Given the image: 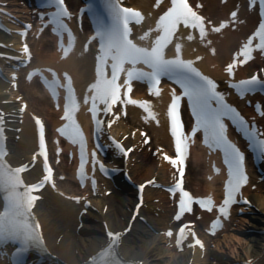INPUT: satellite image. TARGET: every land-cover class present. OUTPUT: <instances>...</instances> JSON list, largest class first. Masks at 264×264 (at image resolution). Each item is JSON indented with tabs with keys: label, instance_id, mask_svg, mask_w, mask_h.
<instances>
[{
	"label": "snow or ice",
	"instance_id": "snow-or-ice-1",
	"mask_svg": "<svg viewBox=\"0 0 264 264\" xmlns=\"http://www.w3.org/2000/svg\"><path fill=\"white\" fill-rule=\"evenodd\" d=\"M52 3L55 5V11L50 14L52 18L50 22L67 29L68 26L62 18L71 19L73 14L69 11L65 0H52ZM105 7L111 18V24L105 26L103 21L98 19L95 35L91 37L92 40H97L99 44L96 56L98 80L101 76L104 77L101 83L94 82L93 85H90V91L95 93L91 97V101L93 105L92 110L96 117L94 120L96 130L100 131L103 124V121L99 118V114L102 112L107 115L111 111L109 101L115 97L112 80L117 78L116 74L118 72L127 71V78L130 82L146 79L149 82L152 94H157L161 91L157 85H159L162 77H167L174 82L181 92L177 93L175 89L171 90V103L168 116L171 124V135L174 140L177 137L179 140L175 164L179 166L180 179L178 183L181 190H183L185 152L188 144L187 137L183 131L180 107L181 101L186 98L191 116L195 121L191 129L192 134L195 135L198 131L202 130L204 143L209 148L215 147L221 150L223 153V163L227 166L224 199L216 209L217 216L211 222L213 229L222 228V219L230 216V208L233 204L238 202L249 203V201L242 197L240 201L237 199L238 196H241V189L247 185L249 178L245 170V154L228 138L225 120H230L237 130L250 142V146L258 148L264 154V138H261L262 133L254 121L250 124L236 107L227 102L226 94L218 90V83L196 68L193 60H184L181 54L179 57L172 58H168L165 55L170 40L162 38L159 42L154 43L151 49L135 45L132 39H130L131 31L128 18L130 15L136 14V11L123 7L121 0H105ZM259 7L261 22L252 36L242 45L237 56L227 65L226 71L230 77L234 76V70L238 64L246 63L252 58V52L254 51L253 41L257 38L259 42L255 45V48L264 52V0H259ZM183 11L179 9L175 10L178 15H183ZM139 16L141 17L140 13ZM177 23H180V21H177ZM183 24L188 27H198L187 20L183 21ZM157 31H162L159 25L157 26ZM68 33L71 39L72 34L70 29H68ZM205 36L206 30L202 32L201 38L203 39ZM143 38L142 36L141 39ZM177 47L182 49V45H177ZM241 55L243 56V60L238 59ZM108 61H111L112 76H109L105 70ZM141 63L145 65V68L136 67L137 64ZM122 65H129L130 70L123 69ZM258 86L264 88V79H261L257 74L229 84V87L234 89L241 98L245 97L247 93L255 92ZM256 108L259 115L264 117V105L257 102ZM152 115L155 116L153 112ZM113 144L122 155L126 156L128 154L129 149H125L120 142L113 140ZM94 163L99 162L94 161ZM100 170L102 173L107 172L102 163H100ZM216 171L218 172L219 169H216ZM146 183L148 184L149 182ZM152 183L155 185L154 180ZM93 185H95L94 180ZM139 188L142 192L145 184L140 185ZM39 189H41L40 186H32L26 192H17L7 197V204L0 211V242L18 240L21 244V247L15 249L14 255H19L20 253L27 254L32 248H45L41 226L35 220L34 213L32 212L35 201L39 199L33 193ZM167 191L172 195L177 193L175 186L168 188ZM142 203L141 197L140 203L137 204L134 210L133 220L139 216ZM194 203L198 204L199 201H194ZM203 210L211 211L212 209L204 208ZM29 215L32 219H28ZM182 218L180 215L175 217L177 220H182Z\"/></svg>",
	"mask_w": 264,
	"mask_h": 264
},
{
	"label": "bare ground",
	"instance_id": "bare-ground-1",
	"mask_svg": "<svg viewBox=\"0 0 264 264\" xmlns=\"http://www.w3.org/2000/svg\"><path fill=\"white\" fill-rule=\"evenodd\" d=\"M132 3L142 4L139 0H132ZM17 1L11 0V5L16 7ZM233 4L220 6L218 0H207L206 11L212 16L216 13L227 12ZM243 29H246L245 27ZM0 37L2 34L0 33ZM239 33L229 32L226 38L219 45V51L214 58L215 61H226L229 58L230 51L237 44ZM42 45V50L37 52L35 58L36 62H44L41 55H53V47L51 42L46 36H43L38 45ZM87 57L82 62V68L88 73L91 72V64L87 62ZM74 63V62H73ZM8 84L0 80V95L4 89H7ZM19 93L24 95V99L29 102V109L39 111L46 115L49 120H53L55 112L51 108V103L48 96L39 88L36 82L30 84L21 82ZM125 128V125H124ZM126 129L127 126H126ZM154 133H162L165 138L166 129L151 128ZM35 147V130L31 120L26 117L23 124V130L21 132V138L12 142V148L14 149L11 158L14 162H20L22 157H28L29 153ZM136 158L133 166V173L137 180L143 181L150 178L155 173H158L160 178L167 174V166L163 164L158 165V161L155 157L148 153L147 149H144L141 153H134ZM199 157V155H197ZM38 167V166H37ZM36 167V169H37ZM189 177L191 179L202 180L200 171L195 166L191 165L189 168ZM71 180L63 182L66 187L71 185ZM205 183L204 181H200ZM208 185V183H206ZM155 197L161 198V203H155L153 199ZM253 198L256 203L264 210V193L253 192ZM147 199L154 210L157 211V207H161L160 216L152 217L153 223L160 226L168 219L169 208L165 203L164 196L156 189H149ZM131 197L121 201L118 195L112 194L107 197H103L102 203L108 204V209L104 214H97L98 217H103L114 228H121L125 221L122 220L123 204L130 205ZM37 211L43 223V227L46 233L48 243L66 260L79 264L89 253L95 251L100 245L99 237H89L90 241L82 235H79L76 230V211L77 207L70 201L62 198L59 195L52 193L49 189L45 191V199L42 200L37 206ZM149 211V210H147ZM154 212V211H153ZM61 239L58 241V237ZM240 242L241 238L235 236ZM245 246V253L248 255L257 256L261 252L250 241H247ZM235 248V245H234ZM122 252L127 257L144 259L146 264H188L191 255L188 252H175L170 247L166 246L164 236L156 234L154 230L142 223H136L133 229V233L127 236L121 246ZM78 250V253L76 251ZM264 256V255H263ZM208 259V258H207ZM206 261L201 259L199 253L194 255L192 264H200V262Z\"/></svg>",
	"mask_w": 264,
	"mask_h": 264
},
{
	"label": "rangeland",
	"instance_id": "rangeland-1",
	"mask_svg": "<svg viewBox=\"0 0 264 264\" xmlns=\"http://www.w3.org/2000/svg\"><path fill=\"white\" fill-rule=\"evenodd\" d=\"M210 263V262H209Z\"/></svg>",
	"mask_w": 264,
	"mask_h": 264
}]
</instances>
